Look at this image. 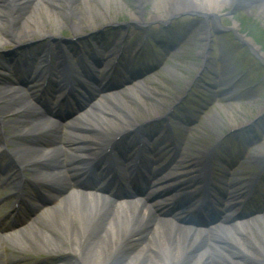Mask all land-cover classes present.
Listing matches in <instances>:
<instances>
[{
    "label": "rangeland",
    "instance_id": "rangeland-1",
    "mask_svg": "<svg viewBox=\"0 0 264 264\" xmlns=\"http://www.w3.org/2000/svg\"><path fill=\"white\" fill-rule=\"evenodd\" d=\"M74 1L50 0V2H45V10L52 15L45 25L46 33L44 34L46 36L43 37H39L33 31L22 29V18L33 9V3H24L20 13L25 15H15L16 19L11 27L2 25L0 33H12L14 36L17 33L16 35L20 36L16 39L17 41L24 36L31 38L27 39L29 40L27 42H22L23 39H21L18 43L14 42L15 44L11 40L2 43L0 61H4L3 52L12 51L16 55L21 54L17 48L31 42L46 38L43 42L47 43L49 41L47 38L59 39V36L63 39H69L71 36H73L72 39L81 38L84 33L92 34L94 30H101L106 25L126 26L127 22L143 19L144 23L151 24L149 29L157 31L161 28L158 21L164 22L166 16L162 3L156 6L158 11H155L154 0H141L143 2L142 11L138 8L137 0H114L115 6L110 5L109 21L104 25L99 10L91 5L87 6L84 0L83 3L81 0ZM184 12L188 11L184 10ZM188 17L190 15L178 16L175 21L188 23L192 20L194 23L192 26L189 25L187 30L176 31L162 39L167 35L166 33L161 40H156L158 36L148 37L150 40L146 42L142 37L149 29L135 30L130 27L125 32L122 29L118 31L120 35H126L125 39V36H120L115 40L105 41L104 45H97L95 42L88 46L87 42H93L90 39L81 43L75 42L81 49L80 51L88 52L87 57L90 58L95 55L102 57L110 53L109 50L115 44H120L126 55L136 51L133 58H136L137 53L142 50L143 54L139 53L135 59V66L146 68L149 65L153 66L151 72L139 81V89L128 86L121 89L123 95L119 96L120 101L133 90L132 96L139 97L142 102L138 106L137 104L133 106L129 120L121 126L127 127L142 123L167 128L171 126L174 147L181 150V156L183 155L186 160L197 158L198 154H205L212 148L215 155L214 164L231 175L229 177L232 179L231 183H244L245 179H250L261 170V167L254 169V166L248 162L255 154L257 156V147L263 148L264 151V67L259 68L256 74H250L246 65L242 66L240 60L237 59L238 55L248 58L251 56L250 51L246 46L238 45V41L231 39L232 32L214 36L210 30L211 37L207 40L203 31L201 32V25L195 23L192 16ZM199 20L205 21L204 18ZM207 21L210 28L211 22ZM217 21L221 26L229 29H232L233 24L236 23L237 33L250 38L264 54V0H230V3L217 14ZM74 25L79 26V29L76 30ZM258 29L263 36L261 40L255 36L259 35L256 33ZM134 31L136 33L132 35L131 32ZM137 38L140 39L137 40ZM157 42L159 43L156 44ZM151 43L154 44V48L149 46ZM66 49L67 47L62 45L61 50L65 51L64 55L69 54L70 56L72 53ZM143 55H147L148 58ZM38 59L41 60V57ZM52 60V64L57 63L54 61L55 58ZM255 61L258 63L257 60ZM43 62H36L34 65H40L39 63ZM0 98H2L1 92ZM180 114L184 117V122L178 119ZM14 120L15 118H12L9 113L0 114V124L4 122L3 127H0V132H2L0 142H4L11 149L18 142L17 139L12 138L17 130V126L13 124ZM3 134L7 136L4 140ZM128 139H134V137L130 136L125 140ZM260 159H264V156ZM262 176L264 174L260 175ZM259 185L264 187L260 179L255 183V188ZM25 253L30 260L22 261L21 258L25 256L14 255L8 249L3 250V263L34 264V260L40 258L41 260L35 264H67L70 258L59 253L56 254L58 257L52 255L43 257L44 254L32 251ZM15 261L17 262L14 263Z\"/></svg>",
    "mask_w": 264,
    "mask_h": 264
},
{
    "label": "bare ground",
    "instance_id": "bare-ground-1",
    "mask_svg": "<svg viewBox=\"0 0 264 264\" xmlns=\"http://www.w3.org/2000/svg\"><path fill=\"white\" fill-rule=\"evenodd\" d=\"M84 1L87 6L91 5L99 10L102 23L106 25L110 5L114 7L115 1ZM84 1L81 0L82 3ZM142 1L137 0L140 11ZM26 2L33 3V9L24 16L20 12ZM45 2L50 0H0V27L5 25L10 28L16 19L14 16L19 14L24 16L22 25L20 24L22 29L33 31L39 37L46 36L44 28L52 14L45 10ZM154 3L156 12V6L162 3L168 21L184 10L200 12L206 18L215 17L230 0H154ZM74 28L78 30L79 26L74 25ZM233 30H238L236 23L233 24ZM16 34L0 33V45L8 40L16 43V39L20 37ZM30 38L24 36L19 41L23 39L22 42H27ZM246 42L249 43L247 40ZM63 60L62 58V63ZM0 81L2 82L1 79ZM132 91L123 100L120 101L118 97L112 99L106 105L92 109L74 120L72 124L75 126L69 130L65 144L57 136L54 126H46L38 120L36 108L27 96L6 92L0 99V114L9 113L15 118V137L22 141L38 140L30 147H16L12 156L29 168H46L44 170L47 174L43 177L47 180L52 179L57 185L65 183L66 174L61 169L72 157L69 163L88 164L96 156H104L109 147L127 130L125 126H121L122 123L129 120L133 106L142 103L139 97L132 96ZM41 130L46 131L40 135ZM51 137L57 145L47 141ZM64 145L69 148V154L61 147ZM210 161L211 154L200 156L194 159L191 169L203 178L206 175L203 171L209 167ZM260 161L262 160H257ZM181 174L179 168L170 173V176L173 182L185 188L194 175L189 177L188 174L181 182ZM255 179L249 180L246 194L253 189ZM157 186L160 184L153 189ZM163 208V203H157L156 213ZM175 216L159 220L145 206H120L103 197L74 193L64 198L35 228L10 235L6 240L15 254L24 255L26 251L44 255L59 253L70 257L67 264H264V227L258 231L235 226L226 228V225L206 229L192 228L182 225Z\"/></svg>",
    "mask_w": 264,
    "mask_h": 264
},
{
    "label": "water",
    "instance_id": "water-1",
    "mask_svg": "<svg viewBox=\"0 0 264 264\" xmlns=\"http://www.w3.org/2000/svg\"><path fill=\"white\" fill-rule=\"evenodd\" d=\"M182 15H185L184 11L179 12L176 16H182ZM94 31L95 32H93L92 34H88V36L96 35V34L100 33V32L97 33L96 30H94ZM234 36L240 42H243V40H244L243 36L236 35L235 33H234ZM43 39H46V38H43ZM43 39L41 41L31 42L29 44V46H35L37 44H40L41 42H43ZM47 39L49 40L50 44H53V45L55 44V46H57V47H60V42L64 43V44H69V43L71 44V41H72V40H68V39H63V40L61 39V41H60V39L58 40V39H55L53 37H49ZM246 40L249 41V43L245 42L244 44L248 47V49L252 52V54L258 59V61L261 63V65L264 66V56H263V53H261L260 48L258 46H256L251 39H246ZM49 45L47 44V46H46L47 49H50Z\"/></svg>",
    "mask_w": 264,
    "mask_h": 264
},
{
    "label": "trees",
    "instance_id": "trees-1",
    "mask_svg": "<svg viewBox=\"0 0 264 264\" xmlns=\"http://www.w3.org/2000/svg\"><path fill=\"white\" fill-rule=\"evenodd\" d=\"M257 31H258V30H256V33H258L259 35H255V34H254V35H255L256 37H258V38L261 40V39L263 38V36H262L261 32H259V31L257 32ZM244 58H245V57H244ZM246 58H247V57H246ZM247 59H248V61H253V59H252L250 56H249ZM254 62H255V61H253V63H254ZM258 68H259V67H258ZM258 68H257V69H258Z\"/></svg>",
    "mask_w": 264,
    "mask_h": 264
}]
</instances>
